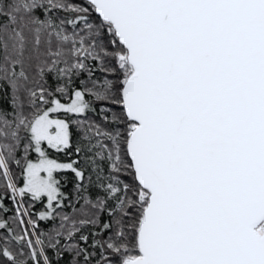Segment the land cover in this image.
Wrapping results in <instances>:
<instances>
[{"label":"snow or ice","instance_id":"6c2138e0","mask_svg":"<svg viewBox=\"0 0 264 264\" xmlns=\"http://www.w3.org/2000/svg\"><path fill=\"white\" fill-rule=\"evenodd\" d=\"M0 264H264V0H0Z\"/></svg>","mask_w":264,"mask_h":264},{"label":"trees","instance_id":"16d2710c","mask_svg":"<svg viewBox=\"0 0 264 264\" xmlns=\"http://www.w3.org/2000/svg\"><path fill=\"white\" fill-rule=\"evenodd\" d=\"M61 159H63V157H61ZM39 207V206H38Z\"/></svg>","mask_w":264,"mask_h":264}]
</instances>
